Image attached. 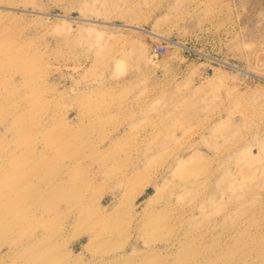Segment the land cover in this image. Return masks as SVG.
<instances>
[{
	"label": "rangeland",
	"instance_id": "obj_1",
	"mask_svg": "<svg viewBox=\"0 0 264 264\" xmlns=\"http://www.w3.org/2000/svg\"><path fill=\"white\" fill-rule=\"evenodd\" d=\"M0 264H264V0H0Z\"/></svg>",
	"mask_w": 264,
	"mask_h": 264
}]
</instances>
